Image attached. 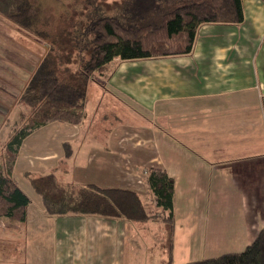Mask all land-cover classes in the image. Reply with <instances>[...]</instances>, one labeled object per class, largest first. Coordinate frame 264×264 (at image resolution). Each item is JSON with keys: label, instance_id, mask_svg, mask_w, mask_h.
<instances>
[{"label": "crops", "instance_id": "0c3cea01", "mask_svg": "<svg viewBox=\"0 0 264 264\" xmlns=\"http://www.w3.org/2000/svg\"><path fill=\"white\" fill-rule=\"evenodd\" d=\"M242 3V22L202 23L189 53L115 57L104 70L108 73L115 63L118 69L109 82L117 83L121 93L134 90L140 108L153 118V130H124L115 136L135 153L125 149L111 155V166L120 170L124 185L130 181L121 167L125 160L134 163L132 169L136 157L165 168L175 181V221L180 208L190 223H199V230L192 228L187 239L206 241L204 258L242 251L264 229V0ZM14 44L11 52L19 45ZM67 126L74 132L57 139ZM84 126L55 121L35 130L21 145L15 166L23 157L26 171L59 162L63 151H50V141L71 144L82 136ZM95 157L91 154L90 160ZM95 223L105 229L95 239L102 237L118 250L102 256L97 250L86 255L68 250L55 264H142L144 234L136 231L135 223L124 218ZM31 253L39 255L37 263H54L45 258L46 249Z\"/></svg>", "mask_w": 264, "mask_h": 264}, {"label": "trees", "instance_id": "16d2710c", "mask_svg": "<svg viewBox=\"0 0 264 264\" xmlns=\"http://www.w3.org/2000/svg\"><path fill=\"white\" fill-rule=\"evenodd\" d=\"M83 10L84 17L73 24L67 21L69 41L63 43L48 29L53 17L39 0H0V14L50 42L49 52L21 94L33 113L6 142L9 162L0 164V218L9 222L25 223L31 202L13 176L25 138L50 121L78 124L86 114L87 87L96 72L103 73L115 57L133 60L189 53L202 23H240L244 19L242 0H121L113 8L99 0H86ZM70 57L73 62L63 67ZM72 155L71 144L65 142L62 161ZM24 176L41 197L47 215H99L139 225L156 220L132 188L62 183L54 172L36 176L26 171ZM148 180L164 214L169 243L165 262L175 264V181L161 167L151 169ZM186 264H264V229L242 251Z\"/></svg>", "mask_w": 264, "mask_h": 264}, {"label": "rangeland", "instance_id": "374dc122", "mask_svg": "<svg viewBox=\"0 0 264 264\" xmlns=\"http://www.w3.org/2000/svg\"><path fill=\"white\" fill-rule=\"evenodd\" d=\"M85 1L39 0L43 8L46 9L47 15L53 17V22L48 26V29H52L54 33L58 34L59 40L63 43L64 39H67L65 34L69 32L67 21L69 20V23L73 24L76 19L84 17L82 12ZM99 1L103 5L113 8L121 0ZM66 41L68 42L69 39ZM14 43H19V45H16V51L11 52V46H15ZM49 49L50 42L42 40L0 14V164L4 166L9 162V154L5 148L6 142L20 126L28 123L29 115L33 113L32 109L21 100V94L38 66V62L49 52ZM70 59V62H66L63 67H68L73 62L72 57ZM72 68L75 67L72 66ZM115 68L118 69V66L113 63L109 66L108 73L96 72L93 79L90 80L87 87L86 114L78 124L58 121L71 125H80L81 123L85 125L82 136L76 140H70L74 149L72 157L63 162L62 139L57 144L55 143L56 139L51 140L50 151L54 152L56 148L63 151L59 162H54L50 166L46 165L40 171L32 168L27 171L36 176L54 172L62 183L79 186L95 183L101 187H127L136 190L147 210L156 215V220L143 225L133 223L136 225V231L144 234L141 241L143 255L139 257L142 259V264H163L168 256V251H166V246H169L168 236L164 227V214L161 207L156 205L148 179L153 168L161 167L166 172L167 170L157 164H149L141 157H136V164L140 167L135 164L134 170L130 163L132 161L125 160L121 167L125 175L128 173L130 181L124 185L121 180L122 173L119 169H114L109 160L111 155H120L124 153L125 149H128L129 154L135 153V150L127 143L118 141V138L115 137L117 134H124V130H153L152 114L146 113L140 108V104L132 95L134 90L122 88L126 93H121L117 89V83L109 82V76L113 74ZM130 70L134 71L135 69ZM28 76L30 78L27 80ZM130 82L134 83V80ZM53 122L50 121L47 124ZM64 129L62 133L58 132L57 139L65 138L74 132V128L71 126ZM91 154L96 156L94 161L90 160ZM56 159L58 158L52 160ZM55 165L57 167L52 168ZM26 166L23 157L15 166L13 176L31 200L29 206L31 220L29 223L28 221H26L27 223H14L8 222L4 217L0 218V264H42L37 263L39 255L32 253L28 255V251L38 249L49 251V255L45 258L52 259L54 262H48L49 264H55L58 258L62 259L63 252L68 250L71 252L79 250L85 255L89 251L97 250L96 252L101 256L105 252L113 253L118 250L102 237L95 239V234L102 233L105 229L94 227V225L98 226L95 223L97 220L108 222L118 218L99 215H47L41 197L24 176ZM181 197L179 195L178 199ZM253 211L254 209H252ZM177 212L179 215L176 216L175 221L173 263L186 264L190 260L204 258L207 256L206 241L204 239H187L192 228L195 233L199 230V223L197 221L190 223L184 213L185 210L183 212L179 208ZM24 250H28L25 256L22 255ZM83 259H85L84 255Z\"/></svg>", "mask_w": 264, "mask_h": 264}]
</instances>
